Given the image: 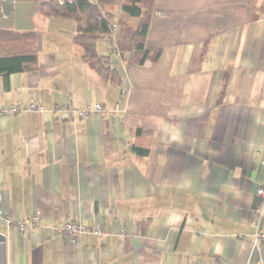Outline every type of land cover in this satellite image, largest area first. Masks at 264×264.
<instances>
[{"label":"crops","instance_id":"0c3cea01","mask_svg":"<svg viewBox=\"0 0 264 264\" xmlns=\"http://www.w3.org/2000/svg\"><path fill=\"white\" fill-rule=\"evenodd\" d=\"M38 12L36 68L0 76V109L36 107L0 116V208L40 217L0 222L6 264H264V0H154L125 20L160 51L142 65L113 51L114 19L97 50L116 87L81 59L75 22ZM95 104L88 119L53 112ZM66 221L101 234L69 242Z\"/></svg>","mask_w":264,"mask_h":264},{"label":"trees","instance_id":"16d2710c","mask_svg":"<svg viewBox=\"0 0 264 264\" xmlns=\"http://www.w3.org/2000/svg\"><path fill=\"white\" fill-rule=\"evenodd\" d=\"M117 0H43L40 1L41 13L51 17L71 20L78 27L73 41L82 49L81 59L91 62L103 82L116 87L120 77L110 63V54H100L97 42L102 36L111 33L112 21L116 15L102 11L101 6L113 5ZM153 0H125L120 7L119 33L113 43V51L125 57L129 63L142 65L147 60L157 58L158 49L146 48L147 24L129 25L125 18H139L144 12L143 5ZM121 19V20H120ZM37 66L36 36L32 31H15L0 28V76L7 79L11 74L29 72ZM140 156L148 153V148H135ZM139 227V223H137ZM145 225L139 227L143 232Z\"/></svg>","mask_w":264,"mask_h":264},{"label":"built area","instance_id":"2783aa9c","mask_svg":"<svg viewBox=\"0 0 264 264\" xmlns=\"http://www.w3.org/2000/svg\"><path fill=\"white\" fill-rule=\"evenodd\" d=\"M35 105L30 103L27 107H22L15 105L9 109H0V116H4L10 113H16L19 111H27L32 112L35 110ZM118 109V106L115 107V110ZM102 111V107L100 104H95L93 106H87L83 109H77L70 106L63 105H55L53 108V112L62 115L67 120H75V119H88L89 116L93 113H100ZM258 195L264 194V189L259 188L257 191ZM38 215H33L29 218H24L18 221H13L11 217L5 213H3L0 208V222L5 226L6 229L10 230L13 227L17 228L19 232H24L26 229L32 228L33 226L38 224L39 221ZM55 232L59 235L65 237L69 242L74 243L81 235L85 233H93L96 235L101 234V229L98 226H93L91 229L86 225H83L78 222L66 221L60 223L58 226L54 228ZM121 235L124 236L125 233L123 229H121ZM253 243L257 247L264 250V227L256 229L253 234ZM258 264V263H255Z\"/></svg>","mask_w":264,"mask_h":264},{"label":"water","instance_id":"95a60500","mask_svg":"<svg viewBox=\"0 0 264 264\" xmlns=\"http://www.w3.org/2000/svg\"><path fill=\"white\" fill-rule=\"evenodd\" d=\"M40 4L34 0H0V28L12 27L14 30H32L31 16L38 11ZM30 15L26 16V12ZM3 23H8L7 26ZM22 23V25H18ZM7 238L0 232V264H6Z\"/></svg>","mask_w":264,"mask_h":264},{"label":"rangeland","instance_id":"374dc122","mask_svg":"<svg viewBox=\"0 0 264 264\" xmlns=\"http://www.w3.org/2000/svg\"><path fill=\"white\" fill-rule=\"evenodd\" d=\"M38 1H43V0H38ZM153 1H152V3H153ZM123 3H125V0H117L116 3L113 4V5L101 6V9H102V11H111V12H113L116 15V17H120V15H121L120 14L121 13L120 12V7H121V5ZM152 3L143 5L144 10L147 9L148 6L152 5ZM36 17H37L38 20H43L44 22H46L47 19H50L49 21L51 22V24L49 26L52 27V28H60V27L62 28L63 25H64L63 23H67V22H65L63 20H58V19H55V18H51L50 16H48V15H46L44 13H41V12H38ZM116 17H115V19H118ZM121 19L125 20V17L122 16ZM126 20H127V18H126ZM65 26H68V25H65ZM66 28H68V27H66Z\"/></svg>","mask_w":264,"mask_h":264},{"label":"flooded vegetation","instance_id":"af4514ba","mask_svg":"<svg viewBox=\"0 0 264 264\" xmlns=\"http://www.w3.org/2000/svg\"><path fill=\"white\" fill-rule=\"evenodd\" d=\"M34 2H38V3H39L38 0H34ZM29 12H30V11L26 12V15H27V16L30 15ZM0 19H2V15H1V14H0ZM3 24H7V23H3Z\"/></svg>","mask_w":264,"mask_h":264}]
</instances>
